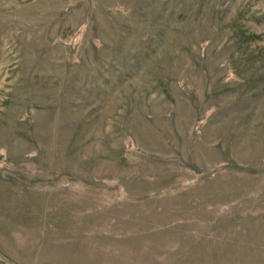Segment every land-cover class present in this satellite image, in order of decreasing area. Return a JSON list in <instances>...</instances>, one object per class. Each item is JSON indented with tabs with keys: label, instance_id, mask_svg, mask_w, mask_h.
Listing matches in <instances>:
<instances>
[{
	"label": "rangeland",
	"instance_id": "374dc122",
	"mask_svg": "<svg viewBox=\"0 0 264 264\" xmlns=\"http://www.w3.org/2000/svg\"><path fill=\"white\" fill-rule=\"evenodd\" d=\"M0 264H264V0H0Z\"/></svg>",
	"mask_w": 264,
	"mask_h": 264
}]
</instances>
